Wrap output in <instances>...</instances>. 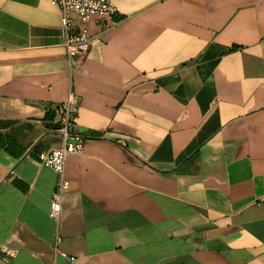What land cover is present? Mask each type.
Returning <instances> with one entry per match:
<instances>
[{"label":"crops","instance_id":"obj_1","mask_svg":"<svg viewBox=\"0 0 264 264\" xmlns=\"http://www.w3.org/2000/svg\"><path fill=\"white\" fill-rule=\"evenodd\" d=\"M110 4L71 73L49 0H0V264H264V0ZM70 94L55 223L36 160Z\"/></svg>","mask_w":264,"mask_h":264},{"label":"built area","instance_id":"obj_2","mask_svg":"<svg viewBox=\"0 0 264 264\" xmlns=\"http://www.w3.org/2000/svg\"><path fill=\"white\" fill-rule=\"evenodd\" d=\"M58 10L59 36L69 72L72 73L84 56L92 41L87 24L94 21L99 25L101 36L117 23V12L110 0H49ZM84 25V26H83ZM76 97L70 94L66 101L49 113L48 121L52 130L60 136L57 148L42 152L37 156V164L47 168L55 175L56 183L49 200L48 218L57 223L61 213L63 195L69 189L65 179V161L68 156H79L83 150V137L74 128L76 117ZM13 176V172H9ZM59 238H55L54 250L58 251ZM71 260V259H70Z\"/></svg>","mask_w":264,"mask_h":264},{"label":"trees","instance_id":"obj_3","mask_svg":"<svg viewBox=\"0 0 264 264\" xmlns=\"http://www.w3.org/2000/svg\"><path fill=\"white\" fill-rule=\"evenodd\" d=\"M52 120V115H51V113H49V119H48V121H51Z\"/></svg>","mask_w":264,"mask_h":264}]
</instances>
